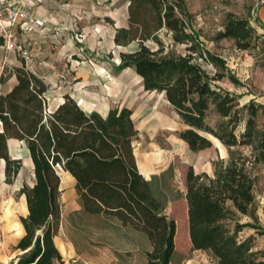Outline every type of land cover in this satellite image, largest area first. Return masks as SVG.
<instances>
[{"label": "trees", "instance_id": "16d2710c", "mask_svg": "<svg viewBox=\"0 0 264 264\" xmlns=\"http://www.w3.org/2000/svg\"><path fill=\"white\" fill-rule=\"evenodd\" d=\"M128 1V26L116 28L114 42L128 46L136 41L138 47L120 52V67L134 68L145 90L164 94L187 126L179 138L191 150L210 148L214 137L230 151L228 160L216 163L213 175L197 173L192 165L187 169L185 199L192 249L209 253L218 264H264V250H253L252 237H240L245 227L263 228L253 169L264 163V131L256 123L264 103L252 100L240 107L235 94L218 86L223 79L237 80L221 56L199 47L198 34L187 31L180 16L187 12L185 0ZM164 28L175 43L187 44L185 54L165 51L159 36ZM222 38L233 39L242 50L256 48L260 39L249 20L233 13L217 34V40ZM150 41L156 46L148 45ZM20 62L0 77L1 83L11 75L17 80L10 91L0 93V163L4 161L5 181L13 183L23 166L22 158L10 155V139L25 144L34 174L33 184L24 183L18 191L26 199L28 213L20 216L24 234L15 245L19 254L12 264H64L54 241L62 214L58 167L74 177L83 214L110 217L145 233L151 245L145 251L147 264H171L177 224L156 197L153 178L147 180L138 169L133 145L138 129L132 109L87 113L68 93L51 109L48 85L27 68L24 59ZM210 111L221 119L215 126L208 120ZM243 119L245 128L238 133ZM241 147H250V153ZM242 217L253 222H243Z\"/></svg>", "mask_w": 264, "mask_h": 264}, {"label": "rangeland", "instance_id": "374dc122", "mask_svg": "<svg viewBox=\"0 0 264 264\" xmlns=\"http://www.w3.org/2000/svg\"><path fill=\"white\" fill-rule=\"evenodd\" d=\"M25 2V10L43 16L46 25L32 34L33 39L23 37L20 40L21 48H16L17 62L15 65L6 64L1 69L2 73L8 75L24 59L27 68L48 85L47 102L51 109L63 101L66 93L77 102L84 100V103L80 102V106L88 105L103 113L105 109L112 107L131 108L133 120L139 128L133 145L137 154L142 153L148 158L156 156L149 160L151 164L154 163L156 171L153 189L156 197L164 203L165 213L174 218L177 224L176 252L171 264H218L209 253L192 249L185 199V176L191 165L197 173L207 172L213 175L216 163L220 159L228 160L230 151L214 137H211L213 145L210 148L191 150L179 138V132L187 126L164 94L145 90L142 78L134 68L120 67V52L138 47L136 41L128 46L116 45L114 42L116 28L128 26L129 1ZM185 9L186 14L180 16L185 19L187 31L198 34L199 47L221 56L229 72L237 80L232 82L223 79L217 83L218 86L235 94L240 107L252 100L263 104L264 0H185ZM229 13L249 20L260 37L256 48L242 50L236 47L231 38L216 39L218 32L224 29ZM159 36L165 43V51L173 50L182 54L187 52V44L175 43L167 29H162ZM148 45L156 46L152 41ZM199 62L208 70L214 71L213 66L206 61L200 59ZM0 90H4V87ZM241 114L245 118L247 110L243 108ZM208 120L213 126L221 121L213 111L209 112ZM256 123L257 129L264 131L263 109L257 113ZM244 128L243 119L237 132H242ZM8 147L11 155L22 158L23 166L15 181L7 183L3 163H0V264H12L19 254L15 245L21 238L20 216H26L28 212L23 208L26 199L18 191L24 183L34 182L33 164L25 144L19 140H11ZM241 149L247 153L251 150L250 147ZM58 170L61 172V168L58 167ZM253 175L254 193L260 209L263 204L261 201H264V163L253 169ZM61 188L65 197L77 198L75 183L63 178ZM113 221L109 217L106 221L98 220L94 223L92 235L96 241L100 239L97 230L101 228L110 231L105 233L103 241L119 238L117 232H111L115 229ZM242 221L253 222L248 217H242ZM240 235L252 237L253 250H264V227H245ZM125 239L128 245L134 247L132 253L135 258L132 264H147L144 253L151 245L145 233H130ZM60 246L62 247L61 243ZM256 246L262 248L255 249Z\"/></svg>", "mask_w": 264, "mask_h": 264}, {"label": "crops", "instance_id": "0c3cea01", "mask_svg": "<svg viewBox=\"0 0 264 264\" xmlns=\"http://www.w3.org/2000/svg\"><path fill=\"white\" fill-rule=\"evenodd\" d=\"M34 32H36V30L30 32H21L19 30L17 49L21 48V41H22L21 39L23 37H26L27 39L28 38L33 39L34 37L32 36V34ZM30 43L32 44V42H29V44ZM16 62H17L16 48L9 49L4 44H0V77L2 75L1 69L6 64L15 65ZM16 82L17 80L15 75H11L10 78L3 83L0 82V89L4 87V90L2 91L0 90V93H6L10 91L13 88V86L16 84ZM78 103L80 105V102ZM82 108L87 113H90L95 110L102 115H106L109 111V109L107 110L104 108L105 110L103 113L100 110L92 109V107L88 105H85V107ZM11 140L17 141V139H10L8 143ZM134 153L136 156V161L140 173L147 180H152V178L156 175V171L153 165L154 163L151 164L149 160L150 158L152 159V157L155 158L156 156L154 155L148 158L142 153L137 154L135 146H134ZM11 156L16 158H21L19 156H14V155ZM2 163L4 166L3 161ZM61 201H62L61 225L58 234L55 235L54 237V241L63 256L64 264H132L134 263L132 262L133 258H135L132 253L134 247L133 246L131 247L126 243L125 236L129 235L130 233H137V231L124 227L118 221L114 220L112 223L115 226V229H113L111 232L113 231L117 232L119 238L117 240H110L108 242L103 241L102 238L105 237L104 236L105 233H109L110 231L101 228L97 230L98 234L100 235L99 237L100 239L96 241L92 235L94 233V229L92 226H94V223L96 221L98 220L106 221L108 220V218L102 215L94 216V215L83 214L82 207L78 202V196L77 198L73 197L72 199H69L65 197L64 191H62ZM261 203L263 204H261L260 209H258V217H259L260 225L264 227V201H261ZM22 236L23 234H21V237ZM240 237H242V239L246 238V236L243 237L241 235ZM96 242L98 243V245H95L97 244ZM60 243L62 244V247L60 246ZM254 248L258 249L262 247L256 246Z\"/></svg>", "mask_w": 264, "mask_h": 264}, {"label": "built area", "instance_id": "2783aa9c", "mask_svg": "<svg viewBox=\"0 0 264 264\" xmlns=\"http://www.w3.org/2000/svg\"><path fill=\"white\" fill-rule=\"evenodd\" d=\"M25 5V0H0V38L9 49L17 48L19 30L30 32L46 25L44 17L26 11Z\"/></svg>", "mask_w": 264, "mask_h": 264}, {"label": "bare ground", "instance_id": "6f19581e", "mask_svg": "<svg viewBox=\"0 0 264 264\" xmlns=\"http://www.w3.org/2000/svg\"><path fill=\"white\" fill-rule=\"evenodd\" d=\"M81 102V104L83 103V100L82 101H80ZM60 173V176H61V180L63 181V178L66 180V181H69V182H71V183H75V179H74V177L69 173V172H66V171H64V170H62V168H61V172H59ZM24 210L26 211V212H28V209H27V206L26 205H24ZM20 233L21 234H23V232H22V230L20 229Z\"/></svg>", "mask_w": 264, "mask_h": 264}, {"label": "water", "instance_id": "95a60500", "mask_svg": "<svg viewBox=\"0 0 264 264\" xmlns=\"http://www.w3.org/2000/svg\"><path fill=\"white\" fill-rule=\"evenodd\" d=\"M13 158H16V157H13ZM4 162V161H3Z\"/></svg>", "mask_w": 264, "mask_h": 264}]
</instances>
